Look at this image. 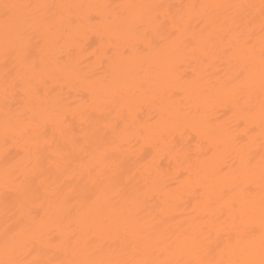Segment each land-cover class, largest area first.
<instances>
[{
  "label": "bare ground",
  "instance_id": "6f19581e",
  "mask_svg": "<svg viewBox=\"0 0 264 264\" xmlns=\"http://www.w3.org/2000/svg\"><path fill=\"white\" fill-rule=\"evenodd\" d=\"M173 17L214 18L207 50ZM261 20V0H0V264L258 261ZM60 117L83 147L57 169L37 157Z\"/></svg>",
  "mask_w": 264,
  "mask_h": 264
},
{
  "label": "snow or ice",
  "instance_id": "6c2138e0",
  "mask_svg": "<svg viewBox=\"0 0 264 264\" xmlns=\"http://www.w3.org/2000/svg\"><path fill=\"white\" fill-rule=\"evenodd\" d=\"M8 7V6H6ZM15 7V6H14ZM159 7H164L163 5H160ZM203 7H208V6H203ZM261 14H262V20H261V32L264 34V0H261ZM158 19V18H157ZM171 23L174 25V31L170 33V35L176 39L181 40L182 42L187 40L189 42L191 41H198L202 48L204 50H207L208 47V42L211 40L213 36V31L211 29H214L215 26V19L212 17H208L205 20L206 28L210 29L207 32V35L204 34L202 31L199 35L197 34H192L190 37L185 36V33H187L188 30V23L185 22V18L181 17L177 19L176 17L172 18ZM225 36L227 33L224 34ZM225 52L230 51L229 48L224 49ZM264 54V53H262ZM243 76V71L239 74ZM82 120H86L87 116H85L83 113H81ZM244 116L240 115L239 122H243ZM261 121L262 125H264V103H262L261 107ZM118 127V126H117ZM57 130L60 132L61 136L64 137V143L62 144H50L48 141L44 142V145L46 148H51V154L48 156H38L37 157V162L42 163L43 160H48L51 165H55L57 169L62 168L70 159L74 158L75 152L77 149V146L81 145L80 143V138L76 137L74 133H72V129L69 127H66L65 125V120L63 117H60L57 121ZM85 137V142L87 139V133L83 134ZM31 143L35 144L37 149H40V141L37 136H33L30 138ZM29 150H31V145H28ZM211 149H209L210 151ZM244 160L243 158L241 159V164L243 165ZM248 164L251 163V160L249 159L247 161ZM217 173H223L224 172V167L221 166L217 170ZM183 175V173H181ZM35 176V173H34ZM261 181H262V187H264V158L261 160ZM94 183H99L106 188L109 186H113L111 182V178L105 175V173L101 170L96 173V176L93 178ZM114 187V186H113ZM116 194H121L119 192V189L116 190ZM89 199H91V195L88 196ZM134 199H138L137 197H134ZM226 206L232 208L236 214H239L242 211V208H238L236 202H230L226 204ZM235 215L233 216V219H235ZM228 250L233 254V255H246L247 254V249H232L231 244L229 242L228 244ZM6 264H15L13 261H8ZM123 264H181L179 260L173 261V260H166V261H154L150 259H144L140 261H125ZM186 264H191V262H186ZM196 264H225L224 261H197ZM227 264H264V243H262L261 247V254H260V259L258 261L253 260V259H236V260H230L227 262Z\"/></svg>",
  "mask_w": 264,
  "mask_h": 264
}]
</instances>
